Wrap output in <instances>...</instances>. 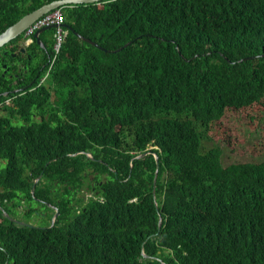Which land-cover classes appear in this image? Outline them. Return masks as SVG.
<instances>
[{"label": "trees", "instance_id": "1", "mask_svg": "<svg viewBox=\"0 0 264 264\" xmlns=\"http://www.w3.org/2000/svg\"><path fill=\"white\" fill-rule=\"evenodd\" d=\"M65 14L50 89L0 121V264H264V160L226 165L203 145L227 114L264 108V0H106ZM257 128L262 156L264 118ZM20 204L27 225L5 216ZM39 206L46 227L29 224Z\"/></svg>", "mask_w": 264, "mask_h": 264}, {"label": "flooded vegetation", "instance_id": "2", "mask_svg": "<svg viewBox=\"0 0 264 264\" xmlns=\"http://www.w3.org/2000/svg\"><path fill=\"white\" fill-rule=\"evenodd\" d=\"M40 2L49 3L48 0H0V37L41 8H38ZM36 21L24 25L18 33L13 34L14 37L0 44V121L5 123H16L15 120H6L8 114L4 113L5 105H12L16 99L37 93L42 86L50 89L55 28L48 26L32 29ZM66 25L71 27L68 23ZM33 117L39 118L36 114ZM0 206L4 210L3 205ZM24 206L18 205L13 215L10 214L11 218L23 222L27 218ZM5 216H8L7 212Z\"/></svg>", "mask_w": 264, "mask_h": 264}, {"label": "rangeland", "instance_id": "3", "mask_svg": "<svg viewBox=\"0 0 264 264\" xmlns=\"http://www.w3.org/2000/svg\"><path fill=\"white\" fill-rule=\"evenodd\" d=\"M40 60L41 59L38 61ZM263 118V107L259 108L258 110L253 109L245 118H242L236 113L227 114L225 117H223L224 125L221 127H215L218 134L214 137H210L211 141L208 139L204 142V149L208 150L215 147L216 145L221 147L224 151L223 163L226 165L234 162L247 163L263 161L264 154L260 156L251 150V148L261 140V129H258L257 127ZM91 195L92 194H88L87 197H90ZM39 212L41 214L36 213L37 216H40L43 219H37V217L34 216V223L31 221L29 224L46 227L48 224V215L50 214L51 210L46 207L39 206ZM23 222H26V220L24 219Z\"/></svg>", "mask_w": 264, "mask_h": 264}, {"label": "water", "instance_id": "4", "mask_svg": "<svg viewBox=\"0 0 264 264\" xmlns=\"http://www.w3.org/2000/svg\"><path fill=\"white\" fill-rule=\"evenodd\" d=\"M103 0H60V1H55L53 3H50V4H47V5H44L43 7L39 8L38 10L34 11L33 13H31L30 15L26 16L25 18H23L18 24H16L14 27H11L10 29H8V31H6L4 33L3 36L0 37V44L5 42L6 40H8L9 38L11 37H14L13 34H16L18 33L22 27L24 25H28L29 23L33 22V21H36L37 19H39L42 15L50 12L51 10L55 9V8H58L60 6H63L65 4H71L74 6L76 5H95V4H100ZM63 27L64 28H69L70 31H72V28L69 27L68 25L66 24H63ZM52 28H55V27H52ZM74 34L81 40H83L84 42L100 49V50H104L103 47H101L99 44H97L96 42H94L93 40L89 39V38H86L82 35H80L79 33L77 32H74ZM13 35V36H12ZM129 45H131V43H126L123 47L117 49V50H113L112 52L113 53H118V52H121L123 49L127 48ZM249 58L245 59V60H248ZM84 153V152H82ZM90 159H92V161H96L93 156L90 154V153H85ZM78 154H74L72 156H77ZM147 153H144L140 156H138L137 158H141V157H144L146 156ZM155 159H156V163H157V171H158V167H159V158L158 156L156 155L155 156ZM39 178L35 181L34 183V186H33V189H32V192H34L35 190V185L36 183L38 182ZM157 181V172H156V175L154 177V184L156 183ZM0 209L2 210V206H0ZM59 212L57 210V214L58 215ZM11 221L15 222V223H18L20 225H27L25 222H22V221H17V220H14L13 218H11L9 215L7 216ZM161 218H160V222H159V229L161 228L162 226V223H161ZM142 256L143 258L145 259H149L151 256L146 254L144 251L142 253ZM165 264V263H164Z\"/></svg>", "mask_w": 264, "mask_h": 264}, {"label": "built area", "instance_id": "5", "mask_svg": "<svg viewBox=\"0 0 264 264\" xmlns=\"http://www.w3.org/2000/svg\"><path fill=\"white\" fill-rule=\"evenodd\" d=\"M66 22V16L65 13L63 12L62 9H56V10H52L49 13L45 14L44 16H42L40 19H38L33 25H32V29H39L42 27H55V41H56V45H55V49L57 52H59L61 43L63 41L64 38V28H63V24H65ZM56 57H54L53 62L55 61Z\"/></svg>", "mask_w": 264, "mask_h": 264}, {"label": "clouds", "instance_id": "6", "mask_svg": "<svg viewBox=\"0 0 264 264\" xmlns=\"http://www.w3.org/2000/svg\"><path fill=\"white\" fill-rule=\"evenodd\" d=\"M55 1H60V0H54V1H51L50 3H53V2H55ZM103 1H106V0H103ZM103 1H102V2H103ZM102 2H101V3H102ZM50 3H48V4H50ZM46 5H47V4H46ZM77 6H78V5H76V6H74V7H77ZM42 7H43V6H42ZM74 7H73V5H71V4H65V5L60 6V7H58V8H55V9H53V10H56V9H62L63 12L66 13V10H67V9H72V8H74ZM51 11H52V10H51ZM48 13H49V12H48ZM46 14H47V13H46ZM65 15H66V14H65ZM65 24H66V23H65ZM63 28H64V27H63ZM71 28H72V27H71ZM65 29H67L68 31H70L69 28H64V30H65ZM54 35H55V31H54ZM54 39H55V38H54ZM62 42H63V41H62ZM55 45H56V41H55ZM61 45H62V43H61ZM60 48H61V46H60ZM54 50H55L56 53H55V55L53 56L52 60H54V57L57 58V54L59 53V52L56 51V49H54ZM59 51H60V49H59ZM55 61H56V59H55ZM55 61H54V63H55ZM151 149H152V148H151ZM34 191H35V190H34ZM47 205H48V206H51V207H54V206H52V205L49 204V203H47ZM37 208H39V207H37ZM54 208L56 209V207H54ZM56 211H57V209H56ZM51 212H52V211H51ZM39 214H41V213H39ZM8 215H9V214H8ZM9 216H10V215H9ZM57 216H58V215H55V216L52 218L53 221H51V224H52V222H53V224H54V222H55ZM10 217H11V216H10ZM33 217H34V216H33ZM26 224H27V223H26ZM53 224H52V226H53Z\"/></svg>", "mask_w": 264, "mask_h": 264}]
</instances>
